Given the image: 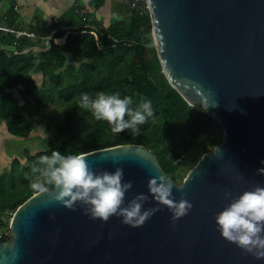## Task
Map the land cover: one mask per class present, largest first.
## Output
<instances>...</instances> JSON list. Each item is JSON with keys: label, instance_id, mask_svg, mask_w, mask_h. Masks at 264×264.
<instances>
[{"label": "water", "instance_id": "water-1", "mask_svg": "<svg viewBox=\"0 0 264 264\" xmlns=\"http://www.w3.org/2000/svg\"><path fill=\"white\" fill-rule=\"evenodd\" d=\"M147 3L154 41L146 46L155 48L170 86L222 128L221 142L181 184L139 144L84 154L93 171L123 168L125 182L133 185L125 203L147 194V181L162 176L174 185L177 201L183 196L193 205L191 211L173 223L169 210L149 197L144 207L160 211L133 229L120 217L93 220L80 205L69 211L34 193L12 215L10 239L0 241V264H264L223 240L214 222L229 203L225 191L237 197L264 186V176L256 174L264 167V0ZM1 151L5 155L4 146Z\"/></svg>", "mask_w": 264, "mask_h": 264}, {"label": "trees", "instance_id": "trees-1", "mask_svg": "<svg viewBox=\"0 0 264 264\" xmlns=\"http://www.w3.org/2000/svg\"><path fill=\"white\" fill-rule=\"evenodd\" d=\"M9 16L8 25L17 28L13 24L14 15ZM85 25L82 22L75 30L55 32L50 47L39 53L30 50L9 56L0 48V125L5 123L11 136L24 138L31 134L39 106L59 103L64 108L50 146L34 155L30 154L32 149L24 147L23 153L28 159L26 167L19 171L20 161L16 158L12 168L0 175V212L10 210L12 216L35 193L30 187L37 175L32 168L38 167L39 158L50 155L51 151L79 154L116 145L139 144L151 150L164 173L180 184L200 157L221 142L218 136L208 142L202 139L203 132L215 120L201 105H189L170 86L155 48L146 46L152 29L149 15L142 17L134 12L129 22H119L102 29L101 33ZM0 36L2 42L10 43L15 39L14 35L2 32ZM20 41V51L30 44L28 39ZM68 55L77 66L66 63ZM33 74L44 78L38 87L34 85ZM41 86L44 89H39L35 99V112L28 96ZM13 90L18 91L23 103H19ZM101 91L131 96L135 103L141 98L150 99L154 116L139 127L138 135L130 130L115 134L107 122L95 120L77 104L76 98L81 93ZM197 154V161L188 166V159ZM7 225L0 215V229ZM9 239L10 234L0 236V241Z\"/></svg>", "mask_w": 264, "mask_h": 264}, {"label": "clouds", "instance_id": "clouds-1", "mask_svg": "<svg viewBox=\"0 0 264 264\" xmlns=\"http://www.w3.org/2000/svg\"><path fill=\"white\" fill-rule=\"evenodd\" d=\"M76 99L81 110L97 121L107 122L115 134L130 130L138 135L139 127L154 116L153 102L146 98L135 103L131 96L101 91L84 92ZM217 152L219 148L214 154ZM86 157L84 153L59 151L41 156L39 166L32 168L37 175L31 189L69 211L80 205L93 220L107 222L114 216L120 217L123 225L133 229L143 226L160 211L159 207H144L149 197L169 210L173 223L188 215L193 207L183 196L177 201L172 195L174 185L162 176L147 181V194H138L125 203L126 193L133 185L132 181L125 182L123 168L117 167L113 172L93 171ZM256 174L264 176V167L257 169ZM223 196L229 203L214 217L220 237L244 254L264 260V186L255 185L237 197L225 191Z\"/></svg>", "mask_w": 264, "mask_h": 264}, {"label": "crops", "instance_id": "crops-1", "mask_svg": "<svg viewBox=\"0 0 264 264\" xmlns=\"http://www.w3.org/2000/svg\"><path fill=\"white\" fill-rule=\"evenodd\" d=\"M133 13L126 0H3L0 2V26L11 27L8 25L9 15L13 14V24L17 28H11L27 30L37 36L28 40L30 44L21 51L20 45L16 46L14 41L2 42L0 36V48L7 51L9 56L30 50L39 53L48 49L44 47L45 42L51 41L52 35L59 30H75L83 22L101 33L102 29L119 22H129ZM30 46L32 49L29 50ZM2 130L7 133L6 124L0 133H3ZM3 146L16 159V153L12 154ZM12 148L14 151V146Z\"/></svg>", "mask_w": 264, "mask_h": 264}, {"label": "rangeland", "instance_id": "rangeland-1", "mask_svg": "<svg viewBox=\"0 0 264 264\" xmlns=\"http://www.w3.org/2000/svg\"><path fill=\"white\" fill-rule=\"evenodd\" d=\"M149 37H150V41H154V36L151 35V32L149 34ZM66 63L77 66L76 62L73 60L71 55H68ZM33 77H34L33 78L34 85H36V87L40 86L42 79H44L42 78V75L33 74ZM39 89H44V87L41 86L38 89H34L32 94L28 96V99L31 100V105H32V108L35 110V112L37 110L36 108L37 103L35 102V99L39 95ZM12 92L18 98L19 103H23L22 98L20 94L18 93V91L13 90ZM63 111H64V108L59 103H54V104L46 103V104L39 106L36 112V115H35V119H34L35 129L31 132L30 135H28L29 139L24 142L22 141L14 142V141H17L15 137L11 136L8 132L4 133L2 130L3 133H0V175L5 171H9L12 168V162L15 160V159L14 160L9 159V157H11L12 155H10L7 151L5 152V155L1 151L2 150L1 147L5 144V142L12 141L13 143L12 145L16 147L15 149L17 151L19 150L20 152H22L25 146H28L27 149H32L31 151L36 150L37 148L40 149L39 152L46 150L50 146L53 137L57 133L56 125L62 120ZM3 128H5V123H2L0 125V129H3ZM38 136L40 137L41 140L38 138ZM215 136L222 138V128L218 125L216 121L203 132L202 139L208 142L211 138ZM10 149H8L9 152H12L13 148L11 147ZM24 153L22 152V153L16 154V158L20 161V164H18L17 166L19 171L24 169L28 162V159ZM198 158H199L198 154L191 156L187 162L188 166H192L197 161ZM11 214L12 212L10 210H4L3 212H0V215L3 221L8 223L6 227L0 229V236L3 234H11V231H10V221L12 218Z\"/></svg>", "mask_w": 264, "mask_h": 264}, {"label": "built area", "instance_id": "built-area-1", "mask_svg": "<svg viewBox=\"0 0 264 264\" xmlns=\"http://www.w3.org/2000/svg\"><path fill=\"white\" fill-rule=\"evenodd\" d=\"M126 1L129 3L131 9L137 15L142 16V17H146L147 15L150 16L147 0H126ZM0 32H2L4 34L14 35L15 39H13V41H14V44L16 46L21 45V41L20 40H22V39L30 40V39H35L36 36H37L33 32H30V31H27V30H22V29H13V28H11L9 26H0ZM49 46H50V41H46L44 47H48L49 48ZM30 49H32V46H30L29 50Z\"/></svg>", "mask_w": 264, "mask_h": 264}, {"label": "flooded vegetation", "instance_id": "flooded-vegetation-1", "mask_svg": "<svg viewBox=\"0 0 264 264\" xmlns=\"http://www.w3.org/2000/svg\"><path fill=\"white\" fill-rule=\"evenodd\" d=\"M4 145H5V148L6 149H10L13 146L10 141H6ZM15 148L16 147H14V151L12 150V152H11L12 154L13 153H16L17 154V153H22L23 152V150H22V152H20L19 150L17 151Z\"/></svg>", "mask_w": 264, "mask_h": 264}]
</instances>
